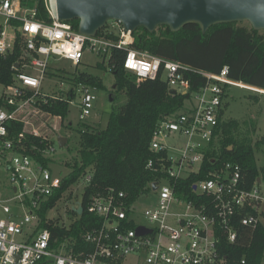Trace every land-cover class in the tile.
Returning a JSON list of instances; mask_svg holds the SVG:
<instances>
[{
  "label": "built area",
  "instance_id": "2783aa9c",
  "mask_svg": "<svg viewBox=\"0 0 264 264\" xmlns=\"http://www.w3.org/2000/svg\"><path fill=\"white\" fill-rule=\"evenodd\" d=\"M48 11L49 21L39 18L36 7L0 0V56L11 53L17 41L23 49L21 64L13 65V80L0 82V172L11 192L0 193V264H225L223 243L237 242L246 227L264 226V172L250 182L239 162L216 163L212 152L222 134L221 109L230 86L260 94L264 88L234 80L227 65L210 72L136 50L120 21L89 36L61 21L52 8ZM113 48L127 49V71L140 78L161 75L169 89L188 96L184 108L153 131L145 166L155 175L149 190L134 200L110 186L91 194L87 210L102 217V224L84 235L82 247L70 243L68 249L65 244L56 249L39 211L62 186L50 165L64 119L44 105L76 102L83 122L94 110L96 88L83 83L67 87L62 79L51 93L42 88L55 62L66 59L78 66L87 51L106 61ZM187 72L201 75L205 83L191 90ZM17 124L23 129L15 132ZM207 161L217 165L208 169ZM90 179L87 175L85 185ZM152 197L139 212V199ZM80 205L82 199L72 210ZM139 227L146 232L139 233Z\"/></svg>",
  "mask_w": 264,
  "mask_h": 264
},
{
  "label": "trees",
  "instance_id": "16d2710c",
  "mask_svg": "<svg viewBox=\"0 0 264 264\" xmlns=\"http://www.w3.org/2000/svg\"><path fill=\"white\" fill-rule=\"evenodd\" d=\"M19 1L24 8L36 7L39 18L50 20L44 0ZM70 23L78 29V19ZM108 26L109 22L99 33H103ZM107 35L118 39L115 34ZM132 37L131 47L136 50L210 72H220L227 65L230 77L234 80L264 88V30H256L250 23H220L210 27L206 33L195 23L187 24L176 32L167 25L159 26L154 32L139 27L132 33ZM126 54L125 48H113L105 61L107 67L115 73L117 88L125 94L126 101L114 107L105 128L94 129L85 123L86 129H81L80 135L81 158L71 165L70 172L62 176L61 188L39 211L41 225L51 232L53 248L58 249L65 244L68 249L70 243H77L76 247H82L81 243H85L84 235L102 224V217L87 210L91 194L110 186L126 191L134 200L149 190L155 175L145 166L151 156L149 146L153 131L159 121L184 108L188 95L169 89L167 81L161 75L155 79L140 78L127 71L123 65ZM22 60L23 49L17 41L11 53L5 57L0 56V82L10 83L13 80L17 72L13 65L21 64ZM97 66L106 68L101 63ZM73 75L68 79L71 84L83 83L97 89L105 88L99 76L87 72ZM186 77L191 81V90H196L205 83V78L194 72H187ZM44 107L65 120L70 104L67 101H52ZM224 112L225 106L221 109V119ZM240 128L236 121L221 120L222 134L212 154L218 158L216 163L226 160L239 162L250 182H253L263 172L257 162L256 149L264 145V137L254 143L247 122L244 123L245 130ZM14 129L15 132L22 130L23 124H17ZM42 161L49 165L48 159ZM215 165L217 164L213 165L209 161L205 163L208 169ZM87 175L91 179L82 196L83 213L78 214L72 210L76 219L69 226L48 219L47 212L57 205L73 184L84 180ZM223 248L227 258L225 264H263L264 226L244 228L237 242L223 243Z\"/></svg>",
  "mask_w": 264,
  "mask_h": 264
},
{
  "label": "rangeland",
  "instance_id": "374dc122",
  "mask_svg": "<svg viewBox=\"0 0 264 264\" xmlns=\"http://www.w3.org/2000/svg\"><path fill=\"white\" fill-rule=\"evenodd\" d=\"M16 1L20 3L19 0ZM44 1L47 9H51L50 0ZM111 22L112 20L109 21V23ZM241 23L249 25V22L246 21ZM109 29H115L117 31L115 25H111ZM98 63L105 65L106 68L102 66L98 67ZM107 66V62H103L101 56L91 53L90 51L84 54L82 63L78 66L70 60L62 59L51 66L48 79L45 80L42 91L45 93L55 91L57 88L56 84H60L62 80H64L66 86L69 87L70 84L68 79L72 78L74 73L87 72L101 77L105 88H96L92 90V94L96 97L94 101V110L87 120L83 122L94 129H103L107 125L114 107L126 101L125 94L121 91L119 92L117 85L114 87L116 84L115 75L111 68ZM59 67H63L64 70L58 69ZM53 73H58L61 76H53ZM57 80L58 82H56ZM111 95L113 96L110 99ZM75 103L70 105L69 114L64 122L62 121V125L57 130L58 136L66 137L67 142L64 146H60L58 136L53 142L55 151L52 153V163L50 167L56 175L61 177L70 172L71 165L77 159L79 160L81 158L80 135L81 129L85 130L86 128L85 123L79 118V107ZM224 106L225 112L222 116V121H236L239 123L241 130H245L244 123L247 122V128L252 135L254 143L264 137V94L257 93L251 89L230 86L224 97ZM256 158L259 167L263 169L264 172V145L256 149ZM7 184L8 180L5 173L0 172V193L8 196L11 192H9ZM85 186L83 179L73 184L64 194L63 198L57 203L56 207L47 212V218L69 226L70 223L76 219V216L71 213L72 208L81 201ZM153 200L154 197L139 199V212L144 211Z\"/></svg>",
  "mask_w": 264,
  "mask_h": 264
},
{
  "label": "water",
  "instance_id": "95a60500",
  "mask_svg": "<svg viewBox=\"0 0 264 264\" xmlns=\"http://www.w3.org/2000/svg\"><path fill=\"white\" fill-rule=\"evenodd\" d=\"M55 5L61 21L78 19L79 32L89 36L97 35L111 20L120 21L131 34L139 27L154 32L161 25L176 32L191 23L206 33L216 24L243 21L264 30V0H55ZM58 141L64 146L67 138L59 136ZM76 211L82 214L84 207ZM138 232L146 231L139 227Z\"/></svg>",
  "mask_w": 264,
  "mask_h": 264
},
{
  "label": "bare ground",
  "instance_id": "6f19581e",
  "mask_svg": "<svg viewBox=\"0 0 264 264\" xmlns=\"http://www.w3.org/2000/svg\"><path fill=\"white\" fill-rule=\"evenodd\" d=\"M52 10H55V0H50Z\"/></svg>",
  "mask_w": 264,
  "mask_h": 264
}]
</instances>
